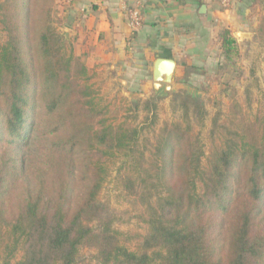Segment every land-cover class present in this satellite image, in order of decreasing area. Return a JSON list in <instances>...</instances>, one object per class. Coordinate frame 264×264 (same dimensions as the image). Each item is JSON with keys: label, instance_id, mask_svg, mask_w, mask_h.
Listing matches in <instances>:
<instances>
[{"label": "trees", "instance_id": "trees-1", "mask_svg": "<svg viewBox=\"0 0 264 264\" xmlns=\"http://www.w3.org/2000/svg\"><path fill=\"white\" fill-rule=\"evenodd\" d=\"M60 1L0 0L1 264H264V119L248 120L233 100L229 125L218 124L217 109L211 134L223 132L205 156L191 131L205 111L186 91L183 120L141 144L136 116L102 104L58 30ZM257 32L264 38V14ZM213 37L226 59L236 53L229 26ZM115 164L143 204L135 250L99 196ZM83 247L93 258L78 261Z\"/></svg>", "mask_w": 264, "mask_h": 264}, {"label": "crops", "instance_id": "crops-1", "mask_svg": "<svg viewBox=\"0 0 264 264\" xmlns=\"http://www.w3.org/2000/svg\"><path fill=\"white\" fill-rule=\"evenodd\" d=\"M139 1L142 24L137 30L130 29L119 0H61L58 29L63 33L67 28L63 34L73 40L88 69L123 88V94L153 88L156 58L173 59L174 78L180 82H192L221 64L213 28L232 21L233 14L223 11L220 0Z\"/></svg>", "mask_w": 264, "mask_h": 264}, {"label": "rangeland", "instance_id": "rangeland-1", "mask_svg": "<svg viewBox=\"0 0 264 264\" xmlns=\"http://www.w3.org/2000/svg\"><path fill=\"white\" fill-rule=\"evenodd\" d=\"M237 1L240 5H235ZM232 2L229 9H222L225 12L232 10L233 20H226L223 25L230 27L237 41V51L230 59L223 56L221 64L218 63L216 68L208 73L194 77L192 82H180L173 76L171 89L165 93H154L153 88L148 87L146 91L140 89L134 93L133 90L130 94L128 90L123 94V88L109 83L107 79L104 80L105 76L93 71L94 69L89 70L90 82L98 90L102 104H108L111 109L118 108V117L136 116L135 122L142 127L141 144L143 138L150 139L164 121L183 120L182 109L177 103L179 94L186 91L194 94V101L200 103L205 111L201 123H196L195 117L191 119L192 134L200 137L205 156L209 154L213 145L219 144L220 134L223 132L220 128L214 136L211 134L217 109L220 110L218 124L229 125L231 117L229 106L233 100L242 106L248 120L264 119V38L257 32L264 14V0ZM3 38L4 33L0 30V40ZM147 101L149 111L143 108ZM151 104L156 105V109H153ZM152 113L156 116L153 123L150 118L146 119ZM203 162L205 163V158ZM118 165H111L113 167L110 175L103 184L99 196L105 205L104 213L114 215L113 227L120 232L124 245L130 250H135L145 233V225L140 217L143 204L138 197L128 194L124 188L116 168ZM94 254L93 248L83 247L79 251L78 261L93 258Z\"/></svg>", "mask_w": 264, "mask_h": 264}, {"label": "water", "instance_id": "water-1", "mask_svg": "<svg viewBox=\"0 0 264 264\" xmlns=\"http://www.w3.org/2000/svg\"><path fill=\"white\" fill-rule=\"evenodd\" d=\"M201 9H203V6L201 7ZM62 31L65 35L67 34V28H62ZM175 67L176 63L171 58L155 59L151 74L154 93L161 94L171 89L170 83L173 80Z\"/></svg>", "mask_w": 264, "mask_h": 264}, {"label": "built area", "instance_id": "built-area-1", "mask_svg": "<svg viewBox=\"0 0 264 264\" xmlns=\"http://www.w3.org/2000/svg\"><path fill=\"white\" fill-rule=\"evenodd\" d=\"M233 0H220V5L222 8L229 9ZM120 7L124 11L128 25L131 30H137L142 24V4L139 0H119Z\"/></svg>", "mask_w": 264, "mask_h": 264}]
</instances>
